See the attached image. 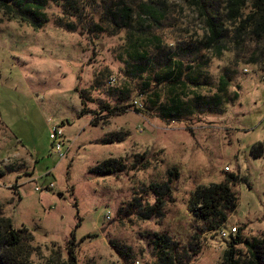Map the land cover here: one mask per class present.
<instances>
[{
    "label": "rangeland",
    "instance_id": "obj_1",
    "mask_svg": "<svg viewBox=\"0 0 264 264\" xmlns=\"http://www.w3.org/2000/svg\"><path fill=\"white\" fill-rule=\"evenodd\" d=\"M137 1L161 4L166 16L157 22L143 15L145 22H135L131 38L158 36L162 47L173 51L178 42L204 35L201 17L188 0ZM83 2L81 16L71 21L77 27L73 33L57 24L61 16L53 5L46 11L48 23L38 31L0 14V170H14L0 178L4 216L15 230L26 228L32 235L33 246L40 248L31 257L35 263L50 255L53 244L65 256L73 232L78 264H122L110 240L129 249L133 264H157L148 238L152 233L173 239L175 256L184 264H220L236 234L223 239L204 233L192 240L195 229L186 203L197 186L222 182L227 167L226 173L239 182L233 189L237 206L224 227L237 228L248 240L264 234V72L239 63L228 88L232 97L219 112L194 116L202 112L191 111L167 124L149 94L138 99L158 65L145 74L134 71L125 30L111 34L101 25L103 32H87L100 23L103 6L97 4L100 0ZM203 54L201 60L198 55L185 59L192 65L200 62L208 72V84L201 82L195 90L210 97L228 56L217 60ZM244 68L250 73L245 75ZM111 75L117 84L108 88ZM157 88L151 82L149 93H158L157 103L163 104L165 89ZM133 100L142 106L138 114ZM124 106L126 113L108 117L106 107ZM54 126L64 133L61 157L51 153ZM257 146L262 147L260 156ZM135 156L145 160L136 164ZM107 160H121L128 171L107 176L90 172ZM49 185L53 188L35 189ZM154 185L171 190L172 201L165 203L161 220L119 218L117 210L133 199L152 205L149 188ZM91 235L95 237L80 243ZM236 250L244 256L243 246Z\"/></svg>",
    "mask_w": 264,
    "mask_h": 264
},
{
    "label": "trees",
    "instance_id": "obj_2",
    "mask_svg": "<svg viewBox=\"0 0 264 264\" xmlns=\"http://www.w3.org/2000/svg\"><path fill=\"white\" fill-rule=\"evenodd\" d=\"M188 2L201 17L204 35L199 40L178 42L173 51L165 50L158 36H152L150 39L131 38L135 22H145L141 19L143 15L157 22L165 18V10L158 3H139L137 0H100L97 3L103 6L100 23L93 24L92 30L87 29V32L91 34L94 30L98 33L103 32L104 28L101 25L111 29V34L125 30L129 33L127 40L131 51L129 55L135 61V65H131L134 71L145 74L149 68L153 70V64L158 65L160 69L152 77H147L138 99L149 94L148 97L154 99L151 103L157 105L158 117L167 124L178 122L179 116L190 114L191 111L202 112L201 114L196 112L194 116L219 112L232 97L228 88L231 87L232 75H235L239 63L245 66L253 65L264 72V0H188ZM49 5L59 9L61 17L57 24L61 27L64 25L67 31L73 33L77 27L71 21L81 16L85 8L83 0H0V14L9 21H17L38 31L48 23L46 11ZM136 18L138 20H135ZM63 19L69 21L63 22ZM247 42L253 44V48L246 46ZM203 52L210 53L217 60L222 59L223 55L228 56L217 77L216 93L210 97L200 95L195 90L201 82L208 84L206 79L208 72L202 68L200 62L192 65V62L188 63L185 59V56L198 55L197 60H201L204 56ZM151 82H155L158 88L165 89V103H157L160 100L158 93L154 91L149 93ZM188 85H191L193 89L189 90ZM131 107L137 112L136 114L142 111L132 104ZM127 108L125 106L106 107V112L108 117L116 116L126 113ZM80 115H84V107ZM96 122L97 120L92 124L97 125L98 122ZM261 152L262 147L257 146L256 155L260 156ZM144 160L142 156H135L133 162L141 164ZM126 171H128L127 166L121 160H107L90 170L92 174L99 176ZM12 172L14 170L11 166L3 167V170H0V178ZM224 174L226 175L222 182L197 186L187 199V212L193 219L195 229L192 240L196 241L199 235L204 233L217 235L218 230L225 226L229 216L236 209L237 196L233 189L239 182V178L234 174L226 172ZM9 189L16 191L17 188L12 186ZM169 189L168 186H151L149 192L154 196L152 205L142 206L139 200L133 199L126 208L120 207L117 215L119 218L134 215L146 220H161L165 216V203L172 201ZM235 234L234 239L227 245L220 264H264V234L258 239L251 240L243 239L238 233ZM94 237L95 235L87 236L80 243ZM148 238L154 256L158 260L157 264H184L175 256L177 243L173 242L168 235L152 233L148 234ZM32 243L33 237L28 230L26 228L15 230L11 219L4 216L0 207V264H78L76 248L79 243H76L73 232L65 246V256L53 244L50 255L42 258L43 261L35 263L31 257L38 253L40 248L33 246ZM108 243L122 264H133L129 249L119 246V243L114 240ZM237 246L244 247V256L241 251L236 250ZM189 250L195 253L192 247H189Z\"/></svg>",
    "mask_w": 264,
    "mask_h": 264
},
{
    "label": "built area",
    "instance_id": "obj_3",
    "mask_svg": "<svg viewBox=\"0 0 264 264\" xmlns=\"http://www.w3.org/2000/svg\"><path fill=\"white\" fill-rule=\"evenodd\" d=\"M245 75L246 74H249L250 71L248 68H244L243 71H242ZM264 80V77L262 78ZM117 84V80L115 77H113L112 75L107 79V87L108 88H113L115 87ZM132 105L137 108V109H141L142 106L138 103V101L136 100H133L132 101ZM138 133H142V130L138 129L137 130ZM63 136H64V133H63V130L59 127V126H54L52 128V132L50 134V140L52 141V145H51V153H53L54 155H57L59 157H61V153H62V149H63V145H62V140H63ZM225 172H229V169L227 167H225L223 169ZM52 185H49L48 187L46 188H40V187H36V191L38 192H41L43 190H49V189H52ZM107 219H109V217L107 216L106 217ZM237 233V228L235 227H231L229 228L228 230L222 226L218 232H217V235L220 237V238H226L228 234H235ZM137 264V263H136Z\"/></svg>",
    "mask_w": 264,
    "mask_h": 264
}]
</instances>
